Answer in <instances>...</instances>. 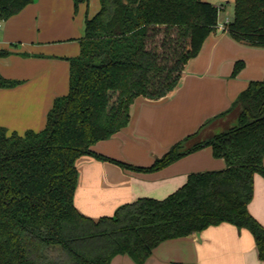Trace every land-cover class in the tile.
I'll return each mask as SVG.
<instances>
[{"label":"trees","instance_id":"obj_1","mask_svg":"<svg viewBox=\"0 0 264 264\" xmlns=\"http://www.w3.org/2000/svg\"><path fill=\"white\" fill-rule=\"evenodd\" d=\"M34 2L0 0V23ZM218 18L219 8L205 0H100L85 21L80 54L70 60L69 92L54 101L44 130L0 128V264H111L119 255L145 264L162 243L198 240L223 223L247 229L264 264V226L248 210L254 176L264 177V78L149 167L93 151L129 125L137 98L173 95L211 33L227 31L236 42L264 48V0H234L223 30ZM9 54L0 51V58ZM243 67L238 61L232 77ZM17 84L0 74V88ZM232 114V126L202 138L207 125ZM206 147L226 168L190 174L163 200L140 198L99 220L75 207L83 156L153 173Z\"/></svg>","mask_w":264,"mask_h":264},{"label":"crops","instance_id":"obj_2","mask_svg":"<svg viewBox=\"0 0 264 264\" xmlns=\"http://www.w3.org/2000/svg\"><path fill=\"white\" fill-rule=\"evenodd\" d=\"M86 1L35 0L4 21L5 25L1 22L0 51L10 54L0 58V74L18 84L0 88V128L19 135L44 130L54 101L69 92L70 60L80 54L85 21L99 11L88 12ZM218 25L219 30L225 26L219 24V18ZM238 61L244 67L233 78ZM263 78L264 48L236 42L227 31L213 32L198 56L187 64L173 95L160 101L137 98L129 125L109 140L98 142L93 151L133 166L149 167L208 120L229 110L251 81ZM235 119L232 114L209 124L202 130V138L211 137L218 127L224 130L226 123ZM76 166L79 175L74 204L93 220L113 216L120 206L140 198L163 200L180 189L192 173L226 168L223 159L213 157L211 147L153 173L127 170L91 156L81 157ZM248 210L264 226V177L259 174L254 176ZM172 262L263 264L253 235L229 223L205 229L198 240L166 241L145 264ZM111 264L135 263L119 255Z\"/></svg>","mask_w":264,"mask_h":264},{"label":"rangeland","instance_id":"obj_3","mask_svg":"<svg viewBox=\"0 0 264 264\" xmlns=\"http://www.w3.org/2000/svg\"><path fill=\"white\" fill-rule=\"evenodd\" d=\"M80 1H82V0H80ZM205 1L213 3L215 6H217L219 8V24H225V23H227V20L231 21L233 19V15H234V0H205ZM78 3H79V1H77V4ZM86 4H87L86 5L87 6V10L91 14L94 13V11H98L99 8H100V0H87ZM2 23H3V25H5L4 22H2ZM1 36H2V32L0 33V37ZM226 124H227L225 126L226 128L230 127V126H232V121L228 122ZM221 126H223V125H221ZM207 128H209L208 125L205 127V130ZM221 129L223 130V128L218 127L217 129L214 130L212 135H214V133H216L217 131H220Z\"/></svg>","mask_w":264,"mask_h":264},{"label":"built area","instance_id":"obj_4","mask_svg":"<svg viewBox=\"0 0 264 264\" xmlns=\"http://www.w3.org/2000/svg\"><path fill=\"white\" fill-rule=\"evenodd\" d=\"M227 23H228V20H227ZM1 27H2V26H1V23H0V30H1ZM224 27H225L224 25H223V26H220V29L223 30Z\"/></svg>","mask_w":264,"mask_h":264}]
</instances>
